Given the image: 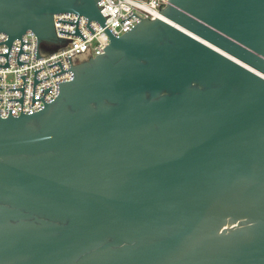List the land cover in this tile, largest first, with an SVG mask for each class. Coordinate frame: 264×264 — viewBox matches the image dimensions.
I'll return each instance as SVG.
<instances>
[{
	"label": "water",
	"instance_id": "obj_1",
	"mask_svg": "<svg viewBox=\"0 0 264 264\" xmlns=\"http://www.w3.org/2000/svg\"><path fill=\"white\" fill-rule=\"evenodd\" d=\"M98 1L0 0V67L27 31L36 59L59 43L57 14L109 37L55 63L73 77L50 103L34 71L43 109L22 113L25 76L8 89L22 96L0 117V264H264V0H167L120 37Z\"/></svg>",
	"mask_w": 264,
	"mask_h": 264
},
{
	"label": "built area",
	"instance_id": "obj_2",
	"mask_svg": "<svg viewBox=\"0 0 264 264\" xmlns=\"http://www.w3.org/2000/svg\"><path fill=\"white\" fill-rule=\"evenodd\" d=\"M167 3V0H99L97 6L103 17L109 15L104 21L107 29L113 36L120 37L140 22L139 18L155 20L158 13L165 8ZM131 14H135L139 18ZM77 17L78 16L73 14H57L53 16L55 36L60 42L56 44L41 43L40 45L37 43V53L40 58L36 59L37 39L31 31H27L21 36V42L29 44L22 45L21 50L23 53L18 57L17 54L21 43L18 39L13 40L7 56L8 67H0L1 118H6L8 116V110H11L12 117H18L20 115V103L18 101H7L9 99L21 98V91L8 90L22 87L23 80L20 76H25L22 113L29 115L43 109V102L50 103L59 94V83L68 82L72 79L73 73L71 71L59 73L60 67L55 63L60 62L61 68L63 70H68L70 69V65L72 68V66L84 60L103 53V48L109 43V37L98 23L90 22L88 24L93 31V33H91L86 27L87 20L79 16L77 28L84 38V40H82L80 36L73 35L75 24L59 22V20H61L75 23ZM127 17L129 18L126 19ZM121 20L124 21L120 23ZM59 31L72 34L60 33ZM7 39L6 35L0 33V42H4ZM7 49L8 47L6 44H0V54L6 53ZM16 57L18 61L26 64L18 65ZM5 63V57L0 56V65H4ZM43 67L44 69L38 71L35 75V79L39 80V82L35 84L34 97L40 99L43 96L44 89L50 87L51 89L44 94L43 102L37 100L33 102L31 106L34 71ZM52 75L55 76L52 77ZM47 77L48 79H45Z\"/></svg>",
	"mask_w": 264,
	"mask_h": 264
}]
</instances>
